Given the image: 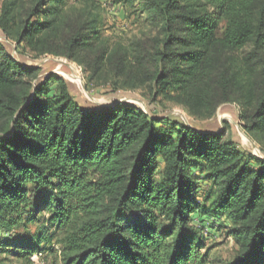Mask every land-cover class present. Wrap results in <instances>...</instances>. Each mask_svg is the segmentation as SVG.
I'll list each match as a JSON object with an SVG mask.
<instances>
[{"label": "trees", "instance_id": "trees-1", "mask_svg": "<svg viewBox=\"0 0 264 264\" xmlns=\"http://www.w3.org/2000/svg\"><path fill=\"white\" fill-rule=\"evenodd\" d=\"M140 1L158 28L149 46H113L85 0H29L21 14L4 4L0 29L18 50L76 60L115 91L148 85L198 117L235 101L246 131L264 132V0ZM196 168L212 180L204 204ZM195 212L227 218L229 259L203 252ZM16 228L2 245L23 257L57 243L62 264H264V158L225 129L127 102L85 107L64 77L0 41V230Z\"/></svg>", "mask_w": 264, "mask_h": 264}, {"label": "rangeland", "instance_id": "rangeland-1", "mask_svg": "<svg viewBox=\"0 0 264 264\" xmlns=\"http://www.w3.org/2000/svg\"><path fill=\"white\" fill-rule=\"evenodd\" d=\"M16 0H0V9L4 4L13 3ZM29 0H17L14 12H24ZM74 1V0H72ZM91 6H95V12L101 17V28L109 37L111 44L122 46H149L153 38L158 34V28L151 23L149 12L140 0L132 3H116L115 0H85ZM223 30L219 33L222 34ZM0 41L4 42L12 52V55L28 66H39L43 74L55 73L64 77L76 100L88 108L110 107L117 103H131L141 107L149 113L160 114L163 117L177 120L186 125L195 127L205 133H218L226 130V136L231 135L244 151H251L257 156L264 158V132L249 133L240 119V106L235 101L224 102L219 105L214 116L198 117L192 114L187 107L176 101L159 97L152 100L151 92L147 86L120 87L113 90L110 82H91L89 71H87L76 60L63 55L45 54L34 57L27 51L18 50L14 39L7 37L0 29ZM245 51H250V46ZM245 55L244 51L224 50L220 58L227 56L236 57L240 60ZM57 82H52L53 94L57 91ZM197 185V198L203 203V196L209 190L212 180L202 173L198 168L194 170ZM207 207L209 203L205 204ZM193 224L198 227L205 238L206 251L208 247H214L211 251L229 259L234 254V239L226 236L224 224L227 222L225 216L212 215L210 213L200 214L195 212L192 216ZM22 228H16L14 232L0 230V241L4 238L17 236ZM41 251L32 256L17 255L15 247L5 246L0 243V264H62L60 249L57 243L44 244ZM16 251V252H14Z\"/></svg>", "mask_w": 264, "mask_h": 264}]
</instances>
